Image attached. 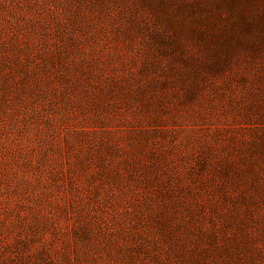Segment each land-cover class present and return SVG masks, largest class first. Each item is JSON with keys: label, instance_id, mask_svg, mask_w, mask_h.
I'll list each match as a JSON object with an SVG mask.
<instances>
[{"label": "rangeland", "instance_id": "374dc122", "mask_svg": "<svg viewBox=\"0 0 264 264\" xmlns=\"http://www.w3.org/2000/svg\"><path fill=\"white\" fill-rule=\"evenodd\" d=\"M237 10L0 0V264H264V44Z\"/></svg>", "mask_w": 264, "mask_h": 264}, {"label": "trees", "instance_id": "16d2710c", "mask_svg": "<svg viewBox=\"0 0 264 264\" xmlns=\"http://www.w3.org/2000/svg\"><path fill=\"white\" fill-rule=\"evenodd\" d=\"M235 1L239 5V10L233 13L232 20L235 21V24H237L238 30H240L244 34L249 33V35L255 36L256 44L254 47H250V48L253 52H256L258 50L257 46H259L260 44H264V18L261 22H256V21L254 22V20L249 19V16L253 13V8L255 7H260L264 9V0H235Z\"/></svg>", "mask_w": 264, "mask_h": 264}]
</instances>
